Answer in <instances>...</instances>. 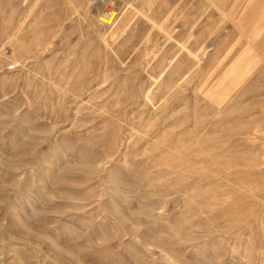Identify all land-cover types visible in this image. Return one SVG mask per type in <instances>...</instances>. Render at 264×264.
<instances>
[{
  "label": "rangeland",
  "instance_id": "rangeland-1",
  "mask_svg": "<svg viewBox=\"0 0 264 264\" xmlns=\"http://www.w3.org/2000/svg\"><path fill=\"white\" fill-rule=\"evenodd\" d=\"M111 8L0 0V264H264V0Z\"/></svg>",
  "mask_w": 264,
  "mask_h": 264
},
{
  "label": "built area",
  "instance_id": "built-area-1",
  "mask_svg": "<svg viewBox=\"0 0 264 264\" xmlns=\"http://www.w3.org/2000/svg\"><path fill=\"white\" fill-rule=\"evenodd\" d=\"M87 2L90 5L102 7L104 9L103 15L107 17L110 14L111 4H113L114 0H87Z\"/></svg>",
  "mask_w": 264,
  "mask_h": 264
},
{
  "label": "bare ground",
  "instance_id": "bare-ground-1",
  "mask_svg": "<svg viewBox=\"0 0 264 264\" xmlns=\"http://www.w3.org/2000/svg\"><path fill=\"white\" fill-rule=\"evenodd\" d=\"M116 15L117 13L113 10V9H110V14L109 16H104V15H100L99 17V22L100 23H103L104 25L106 26H111L112 23L115 21L116 19ZM261 48V47H260Z\"/></svg>",
  "mask_w": 264,
  "mask_h": 264
}]
</instances>
